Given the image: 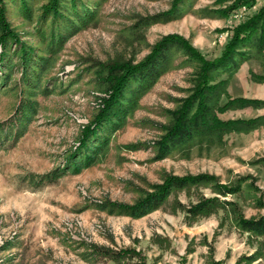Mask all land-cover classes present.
I'll list each match as a JSON object with an SVG mask.
<instances>
[{
  "label": "rangeland",
  "instance_id": "obj_1",
  "mask_svg": "<svg viewBox=\"0 0 264 264\" xmlns=\"http://www.w3.org/2000/svg\"><path fill=\"white\" fill-rule=\"evenodd\" d=\"M46 1L29 0L28 17L18 2L3 0L18 44L9 45L0 125L6 127L20 106L34 103V109L22 136L13 144L3 140L0 149V264H264V243L234 221L264 217V120L247 131L205 133L200 120L189 119L167 138L172 114L192 96L197 73L174 47L157 76L130 96L125 117L92 162L66 170L108 96L102 67L135 66L167 36L213 61L263 0L226 15L217 11L233 0H77L86 14L64 12L66 20L52 33L67 37L50 54L43 46L51 26L42 27L38 18ZM67 24L73 28L66 32ZM18 46L50 59L40 92L22 85L26 64L13 53ZM251 75H264V65L243 62L228 79L227 94L264 100V81ZM216 92L206 93L213 110L227 100ZM215 115L246 121L264 115V106ZM212 198L224 210L191 216Z\"/></svg>",
  "mask_w": 264,
  "mask_h": 264
},
{
  "label": "trees",
  "instance_id": "obj_2",
  "mask_svg": "<svg viewBox=\"0 0 264 264\" xmlns=\"http://www.w3.org/2000/svg\"><path fill=\"white\" fill-rule=\"evenodd\" d=\"M250 1L252 0H233L231 4L217 12L219 15H226L227 12ZM13 2H18L24 14L28 17L30 16L31 10L27 5L29 0H13ZM77 4V0H47L46 3L40 7L38 18L41 26L43 27L47 24L51 26V33L47 38L45 46H43L44 52L47 54L54 52L56 47L59 46L61 42H64L67 37V34L63 32L56 34L52 33L53 30L59 28L57 22L66 20L64 12L74 11L75 14L78 13L79 17L86 14L85 9L78 11L76 7ZM5 14L6 7L3 0H0V88L5 86L6 79L10 76L8 70L11 69L12 63L9 56V45L14 44L17 46L18 44V35L10 27ZM69 27V24L65 25L64 30L67 32V30L73 28V25ZM173 47L184 52L188 60L196 64L197 73L192 96L172 114L173 124L167 138L175 137L177 135L175 130L179 128L181 123L189 119L192 120L193 123L200 120L203 126L202 131L205 133L210 131H247L258 126L264 120V115H262L246 121H224L220 120L215 115L216 111L222 113L225 110L233 108H257L264 106V100L241 97L231 98L226 91L228 79L243 62L254 59L264 65L263 7L244 23L235 27L233 35L225 44L221 55L213 61L203 60L201 55L181 38L177 36H167L163 38L159 44L153 45L150 54L135 66L127 63L113 62L102 67V71L99 74L100 80L104 82L106 89L103 91H107L108 96L103 100L102 108L98 110L90 124L82 131L78 145L80 148L77 153L78 155L68 162L66 170L77 171L92 162L100 146L105 144L106 135L112 132L119 121L125 117L130 96L135 95L138 88L157 76L164 63L166 57L165 52H168V50ZM13 53L15 56L18 55L21 64H26L21 71L24 76L22 85L32 92H40V82L46 71L45 69L48 68L50 59L46 57L37 59L33 56V53L31 54V50L28 51L22 46H18ZM223 74L226 75L224 79L215 81V77ZM251 76L256 81H264V75ZM211 91H217L216 95L218 97L227 95L226 102L222 106L216 107L215 110L207 106L206 103V93H210ZM33 109L34 103H27L25 106H20L13 117L7 121L9 123H7L6 127L0 125V149L3 148L5 144L4 141L10 140L13 144L22 136L26 130ZM189 125L190 124L187 123L188 128ZM168 186H170V184H168L167 187ZM172 186H181V182L173 183ZM167 187H162L160 194H162V191ZM149 200L150 199L146 200L147 204H149ZM220 204L218 200L213 198L202 200L196 206L199 211H190L192 214L191 216L195 218L196 216H203L202 214L205 215L209 212L224 210ZM234 221L245 233L252 234L259 245L264 243V217L259 221H244L237 217Z\"/></svg>",
  "mask_w": 264,
  "mask_h": 264
},
{
  "label": "built area",
  "instance_id": "obj_3",
  "mask_svg": "<svg viewBox=\"0 0 264 264\" xmlns=\"http://www.w3.org/2000/svg\"><path fill=\"white\" fill-rule=\"evenodd\" d=\"M263 2H264V0H263ZM246 7H241V9L239 10V13H244L245 11H246Z\"/></svg>",
  "mask_w": 264,
  "mask_h": 264
}]
</instances>
